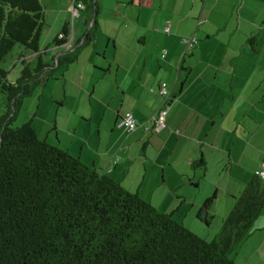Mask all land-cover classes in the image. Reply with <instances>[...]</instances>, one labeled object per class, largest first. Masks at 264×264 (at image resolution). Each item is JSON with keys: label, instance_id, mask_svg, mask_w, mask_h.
Listing matches in <instances>:
<instances>
[{"label": "crops", "instance_id": "0c3cea01", "mask_svg": "<svg viewBox=\"0 0 264 264\" xmlns=\"http://www.w3.org/2000/svg\"><path fill=\"white\" fill-rule=\"evenodd\" d=\"M94 1L98 6L95 39L82 49L75 63L62 69L55 81L45 84L61 85V101L56 104L75 117L72 120L64 115L67 119H61L63 131L75 136L78 130L80 136L92 138L94 145L84 151L81 137L77 144L74 139H65L57 119L54 137L43 139L139 197L142 188L151 196L160 186H167L168 178L179 181L195 170L193 162L202 158L207 165L211 153L224 150L225 99H235L234 84L239 89L244 81L257 80L258 85L264 81V0ZM40 3L49 32L55 28L58 36L65 23L70 26L66 44L41 50L43 59L50 63L78 41L81 44L87 29L81 11L74 8V0ZM47 17H51L49 22ZM166 23L169 34L163 32ZM251 36L257 38L255 51L247 45ZM189 38L196 40L192 46L185 42ZM35 56L30 52L23 58L32 65ZM23 58L18 57V61ZM162 82L170 93L166 99L158 94ZM67 88L70 94L91 97L93 106L88 100L90 109L77 114L78 102ZM68 99L73 102L71 107L65 105ZM165 105L168 111L164 127L154 132L149 121ZM126 114L138 126L130 133L119 127ZM234 120L239 121L236 117ZM33 126L38 135L34 122ZM256 132L250 130L249 136ZM257 172L247 171L237 187L229 191L227 214L233 207L230 197L238 196ZM141 199L152 203L151 199ZM261 229L264 231V227Z\"/></svg>", "mask_w": 264, "mask_h": 264}, {"label": "trees", "instance_id": "16d2710c", "mask_svg": "<svg viewBox=\"0 0 264 264\" xmlns=\"http://www.w3.org/2000/svg\"><path fill=\"white\" fill-rule=\"evenodd\" d=\"M78 4L87 29L82 43L48 63L40 44L47 27L40 0H0V61L15 45L36 53L34 67L19 55L15 81L0 67V264H234L231 253L251 235L264 208V178L253 174L242 192L230 197L232 209L207 242L172 214L40 139L32 119L14 125L23 100L55 81L56 72L75 63L95 39L96 18L88 26L98 6L94 0H74L77 10ZM69 33L65 23L52 45L66 44ZM256 44L255 36L247 38L251 51ZM205 166L202 158L192 163L195 170ZM214 199L205 200L199 220Z\"/></svg>", "mask_w": 264, "mask_h": 264}, {"label": "rangeland", "instance_id": "374dc122", "mask_svg": "<svg viewBox=\"0 0 264 264\" xmlns=\"http://www.w3.org/2000/svg\"><path fill=\"white\" fill-rule=\"evenodd\" d=\"M50 19L51 17H47L48 22ZM56 33L55 28L50 32L47 27L45 28L40 39L42 50L45 47L52 46V40L56 37ZM21 53L25 57L30 54L28 50L20 45H15L0 61V67L8 71L9 81H15L20 75L21 66L17 61ZM34 65L35 61H33L31 67H34ZM61 71L62 69L56 72L57 77L61 75ZM246 75L248 76L247 73ZM240 84L239 89H236L234 84L235 99H225L224 150L214 151L209 155L208 164L205 166L204 171L201 169L190 170L187 176L179 181H176L173 177L168 178V188L166 185L160 186L156 192L151 193V196L144 193V188L141 190L140 198L151 199L152 203L150 204L154 208L161 213L172 214L175 221L181 223L186 229L207 242L218 234L222 222L226 218L225 216L228 215L229 191L232 192L233 188L237 187L243 174L245 175L247 171L260 170L264 159V81L259 85L257 80L244 81ZM60 86V84L51 82L46 86L38 87L31 97L23 100L14 125L20 126L32 119L38 127V137L40 139L48 137L47 141H50L56 133L57 119L60 135H63L68 141L74 139L76 144L81 142L79 138L81 137L84 151H87L90 145H94L92 138L80 136L78 130L75 136L74 134L68 136L63 131L61 119H67L64 115L71 116L72 120L75 117L69 111L58 108L56 104L61 101L58 98L61 96ZM67 91L69 94L71 93L69 88H67ZM70 95L78 102L79 106L75 108L77 114L90 109L88 100L91 101L93 106L91 97L79 95L76 92ZM78 98L79 100H77ZM69 99L65 104L67 107H71L70 104L73 103ZM3 110L4 104L0 99V114ZM260 111L263 113L260 114ZM234 117L239 121H233ZM260 119L261 123L259 124ZM253 121H256L257 125H254ZM53 127H55V131L52 130ZM255 129L257 132L250 137L249 131ZM194 173L196 174L195 177L193 176ZM212 195L215 196V199L210 210L202 215V220H199L197 218L198 212L205 200ZM205 219L208 225H206ZM254 222L251 228V236L246 238L230 255L231 259L236 260V264H246L248 259L247 264H259L264 261V245L262 247L264 231L261 229V227H264V208L257 221ZM254 229L259 231L253 232ZM250 240L252 241L250 242ZM246 242L247 246L245 245ZM256 249H260L258 254L254 253ZM259 254L262 255V258Z\"/></svg>", "mask_w": 264, "mask_h": 264}, {"label": "built area", "instance_id": "2783aa9c", "mask_svg": "<svg viewBox=\"0 0 264 264\" xmlns=\"http://www.w3.org/2000/svg\"><path fill=\"white\" fill-rule=\"evenodd\" d=\"M78 9L82 8L81 4L77 5ZM163 32L165 34H169V24L166 23L165 27L163 29ZM186 44L188 46H192L196 40L193 38H189L187 41H185ZM162 58L164 57V54L161 56ZM169 90L166 86V83L162 82L159 85V95L163 98H167L169 97ZM168 111V105H165L164 107H162L155 116H153L151 118V120L149 121V126L153 127L155 129V131H159L160 129H162L164 127V121H165V116L166 113ZM119 127L122 128L125 132H133L135 129H137V124L135 122V120L133 119V117L130 114H126L119 122ZM146 130V128H145ZM260 178H264V161L261 164V169L256 173Z\"/></svg>", "mask_w": 264, "mask_h": 264}, {"label": "water", "instance_id": "95a60500", "mask_svg": "<svg viewBox=\"0 0 264 264\" xmlns=\"http://www.w3.org/2000/svg\"><path fill=\"white\" fill-rule=\"evenodd\" d=\"M95 17H96V15H95V13H94V14H93V17H92V20H91V22H90V24H89V27H91L93 21L95 20ZM54 67H55V66H54Z\"/></svg>", "mask_w": 264, "mask_h": 264}]
</instances>
